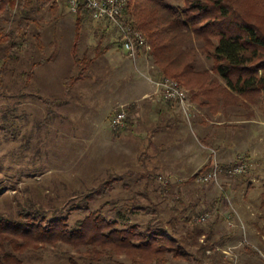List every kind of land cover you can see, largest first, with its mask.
Segmentation results:
<instances>
[{"label":"rangeland","instance_id":"obj_1","mask_svg":"<svg viewBox=\"0 0 264 264\" xmlns=\"http://www.w3.org/2000/svg\"><path fill=\"white\" fill-rule=\"evenodd\" d=\"M39 22L48 48L42 53L34 41L28 40L18 52L19 60L8 67L0 91V209L14 211L21 199H30L52 211L59 210L80 200L110 176L122 175L131 189L120 184L113 194L93 203V208L118 201L123 211L119 221L146 225L153 220L160 224V220L167 221L174 212L180 213L184 204L191 202L196 206L198 198L204 201L205 195L209 201L219 197L223 214L228 216L234 209L240 227L247 231V234H214L212 243L219 249L220 257L232 264H264V232L255 224L261 211L245 200L247 195L248 200L260 201L264 197V91L254 106H249L248 94L232 93L224 116L216 118L193 101L185 86L189 90L186 108L177 103L176 112L168 113L167 117L162 114L159 120V113L151 114V108L155 109L153 104L148 111L149 101L142 98L152 86L158 87L149 69L153 64L149 53L139 52L135 60L124 49L115 27L102 33L95 26L105 27L104 21L92 20L91 27L84 30L82 53L86 50L93 56L96 43L104 48L111 41L113 46L92 65L90 80H80L66 92L67 79L75 72L72 56L75 16L65 5L59 14L44 13ZM57 41L59 52L55 62L40 68L32 84L29 83L26 73L34 62L49 58L56 51ZM89 42L95 43L88 47ZM212 65L213 60L199 56L200 69H210ZM219 93L220 90L216 95ZM38 94L58 99L59 104H52L50 109L37 98ZM128 98L137 102L120 104L115 109L117 103ZM121 106H125L130 121L140 118L148 120L147 125L135 123L129 128L128 125L116 134L111 119ZM133 130L139 134L127 136ZM146 150L152 157L144 166L140 160ZM241 161L252 166L243 175L222 174L209 185L186 183L204 165L212 164L213 168L219 163L227 170ZM254 168L261 173L254 175ZM129 171L136 172L138 177L130 178L126 175ZM142 174L153 179H142L138 184ZM161 184L168 185L169 200H163ZM137 196L146 206L150 201L160 204V215L155 216L152 211L149 214L128 211L126 203ZM172 197H177V201ZM82 217L83 214H73L71 222ZM234 225L223 223L217 232L229 227L237 232L238 226ZM260 226L264 227V223ZM60 249L56 251L68 250ZM31 263L68 264V256L50 250L42 259L34 258ZM170 264L190 263L172 260Z\"/></svg>","mask_w":264,"mask_h":264},{"label":"trees","instance_id":"obj_2","mask_svg":"<svg viewBox=\"0 0 264 264\" xmlns=\"http://www.w3.org/2000/svg\"><path fill=\"white\" fill-rule=\"evenodd\" d=\"M62 8L54 0H0V62L3 63L0 91L8 67L19 60L18 52L28 40L34 41L40 52L46 51L48 47L39 18L48 11L59 14ZM127 20L147 40L150 46L147 53L158 76L180 81L201 108L213 113L225 109L232 93L248 94L249 106L262 99L264 0H130ZM91 21L86 9L75 16L72 47L75 72L67 79V90L78 81L87 79L94 62L110 48L109 45L104 48L97 45L93 56L87 51L82 53L84 30L91 27ZM116 31L120 33L119 29ZM103 32L106 33L105 30ZM120 39L123 42L122 35ZM57 44L58 41L54 44L56 51L49 58L32 64L26 73L29 83L32 84L41 67L55 62L59 52ZM199 56L213 60L212 67L200 69ZM218 90L220 93L216 95ZM36 96L49 108L57 102V99L42 94ZM129 120L128 117L127 124ZM151 157L146 150L141 156L142 165L146 166ZM210 170L212 164L203 166L186 183L209 185L213 181L203 183L200 176ZM126 175L138 177L133 171ZM139 176L138 184L142 179H153L146 174ZM120 184L124 189H131L124 176L112 175L80 200L59 210L52 211L30 199H21L14 211L0 209V264H32L34 258L42 259L50 250L67 255L68 264H170L172 260L190 264H232L220 257L219 249L211 238L214 234H247V231L240 227L234 209L228 216L223 214L221 198L213 197L211 202L205 195L204 201L198 198V205L184 204L180 213L174 212L176 214L173 213L167 221L160 220V224L153 220L146 225L129 224L119 221L123 211L118 201L107 202L100 208L92 206L113 194ZM167 186L160 185L163 200L171 197ZM137 197L126 203L128 211L132 214H149L152 211L155 216L160 215V204L150 201L146 206ZM172 200L177 201V197H172ZM198 210L202 211L200 215L196 213ZM260 211L259 221L255 224L264 232V227L260 226L264 223V197ZM110 213L112 217H108ZM73 214H83V217L71 222ZM204 214L210 217L199 222ZM222 222L226 226L236 223L238 231L228 226L227 230L218 233ZM168 226L171 228L167 229ZM61 247L68 250L56 251Z\"/></svg>","mask_w":264,"mask_h":264},{"label":"built area","instance_id":"obj_3","mask_svg":"<svg viewBox=\"0 0 264 264\" xmlns=\"http://www.w3.org/2000/svg\"><path fill=\"white\" fill-rule=\"evenodd\" d=\"M60 6L68 7V10L74 16L78 15L82 9H86L90 18L93 20L107 21L112 23L123 37V46L128 54L137 59L138 53L141 51L147 53L150 46L145 37L137 32L133 26L128 23L127 12L130 0H54ZM155 84L162 91L166 100L177 102L186 108L189 90L178 80L170 77H162L155 81ZM128 112L125 106H121V110L115 112L111 119L112 128L117 131L127 126ZM250 164L241 161L230 169H224L219 163L207 173L200 176V181L209 183L218 181L222 174L232 176H240L249 171ZM210 217L209 214L202 215L198 221L205 222Z\"/></svg>","mask_w":264,"mask_h":264},{"label":"crops","instance_id":"obj_4","mask_svg":"<svg viewBox=\"0 0 264 264\" xmlns=\"http://www.w3.org/2000/svg\"><path fill=\"white\" fill-rule=\"evenodd\" d=\"M92 19V18H91ZM93 20V19H92ZM102 24H106V26L104 27V26H101L102 28H100V27H97V26H95V28L96 29H100V30H105V31H107V30H109V29H111V27L112 28H114L115 26L112 24V23H110V22H107V21H104ZM115 29V28H114ZM109 32V31H108ZM117 32V31H116ZM119 33V32H118ZM116 34V33H115ZM115 38L116 37H112V41L113 40H115ZM121 42H122V40H121ZM93 43H95V42H89V45L90 46H88V47H91L92 45L91 44H93ZM123 43V42H122ZM95 45H98V43H96ZM95 45H93V47L95 46ZM109 46H110V48L107 50V51H109L111 48H112V46H113V43L110 41V43L108 44ZM107 45V46H108ZM124 47V46H123ZM125 49V48H124ZM106 51V52H107ZM84 52H86V50L84 51ZM128 53V52H127ZM144 52L143 51H141V54H143ZM105 54V53H104ZM144 55V54H143ZM99 59V58H98ZM97 61V60H96ZM95 61V62H96ZM95 62H94V64H95ZM93 64V65H94ZM151 64V63H150ZM42 68V67H41ZM149 69H150V71L151 72H153L154 73V75H155V79H157V80H159L160 79V77L158 76V73L156 72V70H155V68H154V66H149ZM39 71V70H38ZM38 73V72H37ZM36 77V76H35ZM88 80H90V77H88L87 78V81ZM154 85V84H153ZM65 91L67 92L68 90H67V85L65 86ZM48 98H51V99H53L52 97H48ZM142 98H144L145 100H147V101H149V102H147V110L149 111V109H150V107H151V105L153 104V106H154V110H152V108H151V114L152 115H155V114H157V113H159V120L162 118V114H166V117L169 115L168 113H171V112H176L177 111V108H178V104H177V102H172V101H167L165 98H164V96H163V93H162V91L158 88V87H156L155 85H154V87L152 86V88H151V90L150 91H148V92H146V93H144V96L142 97ZM153 99V100H152ZM127 101H121L120 103H117V105L115 106V109L117 110V108H118V106L121 104H135L136 102H137V100L136 99H131V98H128V99H126ZM57 104H59V100L57 99ZM126 102V103H125ZM129 107H131L130 105L128 106V109H129ZM141 107V105H139V108ZM138 109V108H137ZM201 109H203V110H205V112L209 115L210 113L209 112H211V110H208V109H205V108H201ZM116 110L113 112V114H112V116L115 114V112H116ZM132 110H134V108L132 109ZM131 110V111H132ZM212 113V115L214 116V117H221V116H224V114H225V112H224V109L222 108V109H220L218 112H211ZM131 114V116H132V114L133 113H130ZM129 116V115H128ZM236 116H239V115H236ZM213 117V118H214ZM148 120H145L144 121V119L142 120V119H140V118H137V119H135V120H133V119H131V121L129 120V123L127 124V126H128V128L131 126V127H134V124L135 123H138V124H140V125H147V122ZM153 123H155L156 124V122L154 121ZM167 126H169L170 125V123H167L166 124ZM125 129H127L126 127H125ZM124 129V130H125ZM127 132V131H126ZM138 131H136V130H133L132 132H129L128 134H127V136H130V134H139V132L137 133ZM116 134H118V133H116ZM133 136H136V135H133ZM205 166V165H204ZM253 167H255V166H253ZM250 168H252V166L250 165ZM254 175L255 174H258V173H261V171H260V169H256V168H254V170H253V172H252ZM255 177V176H254ZM247 195V194H246ZM246 197V196H245ZM247 198H248V195H247ZM247 198H245V200H246V203H248L249 202V205L250 206H253V207H255L256 209L257 208H260V205H261V202H262V199L259 201V199L257 198V199H254V200H252V199H247ZM249 198H251V197H249ZM245 203V205H247Z\"/></svg>","mask_w":264,"mask_h":264}]
</instances>
